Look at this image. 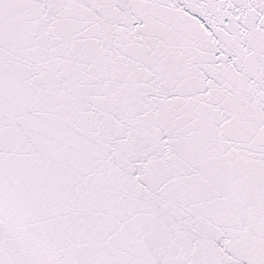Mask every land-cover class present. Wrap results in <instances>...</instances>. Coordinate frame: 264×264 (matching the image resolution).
<instances>
[{"label": "snow or ice", "instance_id": "6c2138e0", "mask_svg": "<svg viewBox=\"0 0 264 264\" xmlns=\"http://www.w3.org/2000/svg\"><path fill=\"white\" fill-rule=\"evenodd\" d=\"M0 264H264V0H0Z\"/></svg>", "mask_w": 264, "mask_h": 264}]
</instances>
